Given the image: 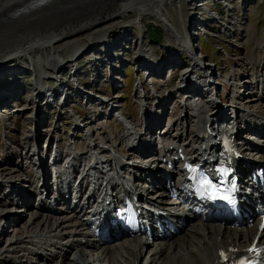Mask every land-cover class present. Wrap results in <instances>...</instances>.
Instances as JSON below:
<instances>
[{
  "label": "rangeland",
  "instance_id": "1",
  "mask_svg": "<svg viewBox=\"0 0 264 264\" xmlns=\"http://www.w3.org/2000/svg\"><path fill=\"white\" fill-rule=\"evenodd\" d=\"M200 1L165 0V9L163 11L171 25L177 28L179 33L177 36H185L186 33L193 34V41L195 43L197 41V44L201 46V48H197V54L195 55L197 58L194 57L195 60L189 56L186 57V54L178 55L176 59H173L167 51L172 45H178V38L167 30L165 23L159 21L151 14H145L140 11L129 12L114 18L107 17L104 21H93L92 23L88 21V25L81 30L54 40V43L47 45L46 50L37 47L32 51L31 55L42 52L43 56L46 57V52H48L49 55H56L62 59L64 64L62 72L66 74L64 81L67 82L66 85L63 82V85L67 86L69 83L70 87L67 98H69V103H72L74 97H77V100L73 102V106L87 121L85 127L93 128L94 133L100 140L99 142L109 139L107 144H105L106 147L115 145L125 148L127 140L121 142V133H119L121 131H118L120 127H125L120 114L123 113L125 117L130 115L133 121L142 124L145 121L142 108L145 107L149 110L147 105H145L144 95L146 93H148L146 97L151 96L152 98H149V101L147 100L149 104L153 105L160 103V101L162 102L161 105L156 104L153 107L148 105V107L152 108L151 110L156 106H165L164 113L163 109L158 111L157 122L162 121L165 113V117L169 116L175 108L176 111L178 110V115H184L185 112L191 111L189 108L184 111L179 110L182 109L180 108L181 103H185L186 94L184 92L177 93V89L184 85V72L198 61L203 64L202 68H199L200 73L198 72V74L202 75L201 80L196 78L195 75L197 74L194 71L186 73L189 75L186 82L190 80L188 86L191 92L196 94L194 99L197 104L203 103V101L210 102V98L212 99V96L215 97L216 95L214 94L217 93L218 102L222 100L221 94L225 96V106L232 103L235 105L241 104L243 107L245 105L243 98L246 94L243 95L245 90L244 88L240 89L238 83L251 82L255 79V76L264 78V0H207L206 6L205 3ZM207 8L222 12L223 19L219 18L215 12H212V16H209ZM89 9H91V4H88L82 10L88 11ZM213 14L215 17H213ZM149 26H155L164 32L165 38L159 44L150 38L147 32ZM191 27L194 33H191ZM75 48H77L79 53L75 59L70 60L72 53L76 52L74 51ZM107 51H110L109 55L106 54ZM138 55L150 57V63L147 64L140 61ZM18 58L8 61L7 65L2 69L3 73L0 74V164L3 163V166H0V189H2L1 192L4 194L7 190L5 189L6 184L11 185L8 174L16 170L17 167H22V165L23 170L32 171L35 168L34 163L36 162L34 161H36L37 157V155L33 157L35 150H37L35 148L39 146V150L43 148L44 151L47 139L51 138L50 140H54L55 143L60 140V143L64 146L62 152L66 149L65 144L67 142L82 141L83 145L86 142L83 137V132L86 133V131H80L78 136L76 131H72L73 124L69 117V108L64 109V111L57 108L59 98L51 96L49 93L41 101L30 98V87L34 83L35 77H39L37 74H41V72L34 67V63L31 58L29 59V56ZM152 62L155 63V67L158 69L163 67V73L156 74L155 68L152 67ZM179 62L183 65H173V63L178 64ZM145 65H147L146 69L149 73L144 71ZM208 68L214 70L209 73H213V79L205 72ZM73 73H75V76H72ZM191 73L195 75L192 76L193 74ZM47 75L50 76V73ZM141 76L145 84L139 82ZM37 77L36 80L39 79ZM192 78L196 82L192 81ZM214 79L217 83L216 90L210 89L207 85L208 82L214 83ZM80 81L87 87L88 92L91 90L90 94L77 93L78 87L76 85ZM144 81L141 80V82ZM262 81L260 80V83ZM196 83L197 86H195ZM200 83L203 84V87ZM146 84L148 86L147 91L145 88ZM256 86L255 84L254 87ZM263 89L264 87L262 88L261 86L259 93ZM59 92V90H55V94ZM246 92L249 94L251 90ZM237 96L239 97L238 99H236ZM109 100L110 107L108 108L103 103ZM167 101L171 102L170 106H167ZM255 102L256 106L261 105L258 101ZM254 105V103L249 104V108L254 109L252 108ZM114 106L116 110L112 113L111 108H115ZM171 107L174 108L171 109ZM244 108L246 107L244 106ZM170 109L171 111L169 112ZM222 110L224 108L221 109V113L227 114V111L222 112ZM254 110L258 111L257 108ZM37 112L39 115L36 116ZM57 114L59 116L56 121ZM135 122L131 124L136 125ZM152 126L154 127L153 124ZM137 127L141 135L137 132L136 139H134L148 140L149 138L142 136L139 125ZM192 128L193 125L191 126ZM75 134L77 137L74 136ZM137 143V141H134V145ZM28 150L31 153L26 158L25 152ZM53 150L54 147L50 151ZM42 157L45 158V156ZM47 158H49V155H47ZM61 159H64L63 155H61ZM45 167L47 168L44 171L49 175L48 164ZM2 168L5 170V174H2ZM23 173V171L18 172L21 180L22 178L25 179ZM28 181L29 183L26 187L31 189L33 182L30 179ZM38 181L39 178L36 183ZM40 183L43 182L40 181ZM22 187H24V183ZM47 187V184L42 187L39 186L36 191L37 194H43L48 191ZM22 191L23 189L20 190V192ZM0 194L2 195V193ZM12 196L13 190L7 193V197L10 198ZM13 199L15 200V198ZM13 199H8L7 201L11 202ZM22 200L23 197L20 201ZM33 202L34 200L31 205L34 204ZM2 203H6L4 196L0 200V210L5 211L12 207L16 211L21 209L26 211L29 208L27 206L29 204L26 202L24 205L18 206L16 200L8 209L2 206ZM28 211H35L34 206H31ZM43 211H36V213L42 214ZM28 214L30 213H27V215L25 213V217L17 223V226L23 227L29 221L31 215ZM3 221L4 219L1 220V222ZM2 224L4 226L5 222ZM11 229L7 227L4 234H1L0 231V244L6 245L10 238L6 233L11 231ZM0 249H2L1 245ZM8 253L13 259L19 258V256H13V253ZM32 257V255H29L26 259ZM55 263L54 261L49 264ZM0 264L4 263L0 262Z\"/></svg>",
  "mask_w": 264,
  "mask_h": 264
},
{
  "label": "bare ground",
  "instance_id": "2",
  "mask_svg": "<svg viewBox=\"0 0 264 264\" xmlns=\"http://www.w3.org/2000/svg\"><path fill=\"white\" fill-rule=\"evenodd\" d=\"M33 2L34 0H0V74L3 73L2 69L7 65L8 61L17 59L18 57L23 58L24 56H29V59L31 58L34 63V67L40 70L42 75H46L47 71H49L52 76L59 78V74L64 65L62 59L56 55H49L46 51V57L43 56L44 54H42V52L32 56L31 53L33 50L37 47L46 50L48 44L54 43V40L56 39L66 37L73 32L81 30L88 25V21L91 23L93 21H104L107 17L114 18L133 11L151 14L159 21L165 23L167 30L176 38L180 39V46L184 47L182 43L184 37L177 36L179 34L177 28L171 25L170 21H168V17L163 12L165 9V0H53L36 8L23 11ZM88 4H91V9L88 11L82 10L87 7ZM185 47L188 48V44L187 46L185 45ZM74 51L76 52L72 53L70 60L75 59L79 53L77 52V48H75ZM196 54L197 52L193 57L197 58V56H195ZM138 56L140 61L147 64L150 63V57L142 55ZM202 65L203 64L198 61L194 66L186 70L183 75L184 85L182 84L183 86L177 89V93L184 92V94H186L185 96H187V98L184 99L185 103L182 102L180 108H182V111L187 108L191 110L186 112L187 117L184 118L185 120L183 123L191 120L192 116H198L200 119H205L206 123L211 122L210 126L215 130V121L220 120L221 116H226L227 120L234 119V123L241 124V126H239L238 135L241 140L245 141V144L248 143V140H245L244 136L251 135L250 138L256 140V148L260 149V147H264L260 140L264 137V92L262 91L261 94H258L259 91L254 87V85H257L259 82V80H257L258 78L256 77V79L251 82L244 81V83L238 80L240 82L238 83L240 89L244 88L245 91L243 94H246L243 98V101H245L243 108L241 105L229 104L230 107L232 106V108L229 109V105H224L225 96L221 94L222 104H220L217 100V93L214 94L216 96L213 97L212 92L210 94L212 99H215L214 101L210 98V102L203 101V103L200 102L197 104L194 99L196 94L191 92L188 86L190 80L186 82V79L189 77L186 73L194 71V73L197 74L196 78H200L199 80H201L202 75L198 74V72L200 73L199 68H202ZM146 67L147 65L144 66V71H148ZM211 71L214 70H212V68L205 70L208 74ZM194 75L195 74L192 76ZM209 77L213 79V73L209 74ZM213 81L214 83L208 82L207 85L210 89L214 90L217 83L215 79ZM200 85L203 87L202 83H200ZM60 86L63 87V83ZM247 89L251 90L249 94L246 92ZM250 96L252 98H248ZM149 98H151V96L146 97L145 94L146 103H148L147 99ZM255 101H259L261 105L257 104L258 106H256ZM251 103L255 104L252 108H257L258 111L249 108V104ZM103 105L109 108L110 101L104 102ZM170 105L171 102L167 101V106ZM244 106L246 108H244ZM194 107H196V110ZM164 108L165 106H156L153 110H151L152 108H150V111L148 110L149 112L147 113L150 115V121L146 127V130H149L148 134H153L156 124L158 125V123H160L157 122L156 116L157 114L159 116L158 111ZM220 108H224L222 112L227 111V114L221 113ZM111 110L113 113L116 108H111ZM174 110H176V108ZM165 115L166 113L164 114V117ZM132 122L134 121L132 120ZM251 124H254V126H250V129L246 130V126ZM138 125L142 131V136H145L147 133L143 132V125L138 122L136 125L131 124L129 126L130 132L122 137L121 142L126 139H134L135 136H137L139 129L137 127ZM173 127L174 125L168 130H165L163 134L160 132L159 135V139H162L163 142V149L166 151L164 155L160 154L156 156L150 154L145 158L147 162L142 164V161L138 162V160H134L137 163V167L135 168L136 181L138 185H141V197L144 196L145 199L148 198V195L150 194L147 192L148 184L144 181L140 183L139 177H143V174L146 173L147 164L160 167L163 157L171 151V146H174V154H178L177 151L179 148H182L183 151L190 155L195 156L196 154V150H194L192 146V141L194 143L197 141L196 136L190 141H183V132H179V134H171V129ZM138 133L140 134V132ZM254 135H258L259 138H256ZM145 137L148 138L147 136ZM141 141L142 140H139V143ZM148 141L149 139L142 141V146L148 147ZM167 148L168 150H166ZM244 151H246L249 156L252 155L248 147L247 149H244ZM129 152L132 155L137 153L136 147ZM148 152L151 153L150 147ZM29 153H31L29 150L25 152V156H27L26 158L30 156ZM36 154L35 150L34 156H36ZM38 154L39 158H41V152H38ZM251 158H254L253 155ZM44 159L45 158L42 159L43 164L45 162ZM260 160L263 161L262 158H260ZM197 161H200V159L197 158ZM0 166L2 167L3 163L0 164ZM34 166L35 168L32 171H26L23 170L22 165V167H17L16 170H13L8 174V179L10 180L11 185L6 184L5 186L7 189L4 194L6 203H2V206H5L6 209H8L15 200L18 206L21 204L23 205L25 201H27L29 204L27 205L29 207L28 210H30L31 206L35 207V204L31 205L32 201L34 199H39L38 204L44 211L42 214H38L36 213V211H38L36 208L35 211L29 212L28 210L25 211V209L16 211L15 209H12L13 207L8 211L0 210L1 234H4L7 227L10 229L12 228L11 231L6 233V235L10 237L7 241L9 242L8 246L5 247L4 244H0L2 248L0 249L1 263L8 264L12 261L10 264H49L55 261V264H214V261L217 258V249L222 246L221 242H217L219 236L225 244H228L229 240L242 241L245 239V236L240 235L241 233L239 234V230L237 229L231 227L224 228L222 224L202 223L183 230L182 234L172 240H162L157 237L155 241H147L144 236L137 239L130 236L118 237L117 234H112L110 236L111 238L102 244V248L95 251V249L98 248L99 243L94 241L97 235L93 234L90 229V226L93 223L90 221L92 216L90 214L91 210H88L86 205L81 206L77 210L76 208L71 209L64 205H59L55 208L51 206L46 198H43L45 193L37 194L36 192L37 188H39V186L42 187L43 185H39L42 177L39 176L37 169H40V167L37 168L36 163H34ZM4 171L5 170L2 168V174ZM21 171L24 172L23 176L25 177V179L22 178V180H24L22 183V180L20 179L21 177L18 175V172ZM34 174L39 178L38 183H36L38 178H35ZM157 176L161 179L164 178L162 174H157ZM45 177H47V175H45ZM89 177L90 176H87V178ZM29 179L33 182L31 189H27L26 187L29 183ZM23 183L24 187H22ZM21 189H23L22 192H20ZM47 189L49 190L48 187ZM11 190H13V196L9 198L7 197V193ZM76 192L77 189L74 194H76ZM22 197L23 200L20 201ZM13 198H15V200ZM8 199L13 200L9 202L7 201ZM114 199L115 196L111 195L105 200L112 201ZM161 201L162 198L158 197L155 201L150 202L155 203ZM66 202L67 200L64 201V204H66ZM170 209L180 211L181 215L186 214L184 206H181L179 201L174 205H171ZM25 213L26 215L27 213H30L28 214L31 215L29 221L23 225V227L17 226V223L25 217ZM94 215L95 214H93V216ZM175 218L173 217L172 220ZM2 219H4L3 222H5L4 226L2 224L3 222H1ZM83 239L87 240L86 245L82 244L81 241ZM43 247L44 250L47 251H44L42 249ZM137 247L140 249V254L136 261L134 253ZM73 251L75 254L78 253V262L74 260V256L71 257V252ZM8 252L13 253L16 257L19 256V258H11L12 256L9 255ZM146 252H149V257L146 255ZM29 255H32L33 257L26 259ZM146 256L147 258L143 261V258Z\"/></svg>",
  "mask_w": 264,
  "mask_h": 264
},
{
  "label": "trees",
  "instance_id": "3",
  "mask_svg": "<svg viewBox=\"0 0 264 264\" xmlns=\"http://www.w3.org/2000/svg\"><path fill=\"white\" fill-rule=\"evenodd\" d=\"M147 32L155 43L157 42L159 44L165 38L164 32L155 26H149Z\"/></svg>",
  "mask_w": 264,
  "mask_h": 264
},
{
  "label": "water",
  "instance_id": "4",
  "mask_svg": "<svg viewBox=\"0 0 264 264\" xmlns=\"http://www.w3.org/2000/svg\"><path fill=\"white\" fill-rule=\"evenodd\" d=\"M51 1H53V0H38L37 2H36V4H31V5H29L27 8H25L23 11H27V10H29V9H32V8H36V7H38V6H41V5H43V4H45V3H47V2H51Z\"/></svg>",
  "mask_w": 264,
  "mask_h": 264
}]
</instances>
